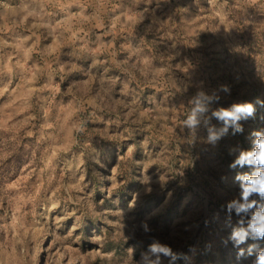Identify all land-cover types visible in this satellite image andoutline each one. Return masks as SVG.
Returning <instances> with one entry per match:
<instances>
[{
    "label": "rangeland",
    "instance_id": "374dc122",
    "mask_svg": "<svg viewBox=\"0 0 264 264\" xmlns=\"http://www.w3.org/2000/svg\"><path fill=\"white\" fill-rule=\"evenodd\" d=\"M220 85L264 100V0H0V264H248L221 206L264 108L216 147L183 127Z\"/></svg>",
    "mask_w": 264,
    "mask_h": 264
},
{
    "label": "clouds",
    "instance_id": "9594fccd",
    "mask_svg": "<svg viewBox=\"0 0 264 264\" xmlns=\"http://www.w3.org/2000/svg\"><path fill=\"white\" fill-rule=\"evenodd\" d=\"M219 92L231 93L228 85H220L218 91L211 94L202 88L196 91L188 100L191 105L190 112L183 122V127L193 135L201 127L206 128L207 136L205 143L216 147L219 142L229 135L243 134L244 126L241 121L255 118L256 105L264 108V100L257 99L255 104L250 101L234 102L228 107L212 108L211 105L221 99ZM210 113V115H209ZM215 119L220 125L211 124ZM264 120V116L261 117ZM251 147L229 149V154L234 159L228 165L230 170L248 169V171H236L233 177L238 186V194L227 200L221 210L225 212L226 226L230 231L221 239L224 247L231 244L235 249L237 262L247 260L248 264H264V129L254 130L251 134ZM228 177L222 176L221 181L227 182ZM150 177L142 178V185H150ZM146 192L152 191L147 187ZM236 217L235 224L232 223ZM145 233L151 232L147 222L142 223ZM251 241V242H250ZM154 256L155 259H150ZM184 258L183 253L174 251L171 246L154 240L148 245L147 250L141 253L140 260L136 264H163L167 259L168 264H175Z\"/></svg>",
    "mask_w": 264,
    "mask_h": 264
},
{
    "label": "trees",
    "instance_id": "16d2710c",
    "mask_svg": "<svg viewBox=\"0 0 264 264\" xmlns=\"http://www.w3.org/2000/svg\"><path fill=\"white\" fill-rule=\"evenodd\" d=\"M256 111H257V109H256Z\"/></svg>",
    "mask_w": 264,
    "mask_h": 264
}]
</instances>
